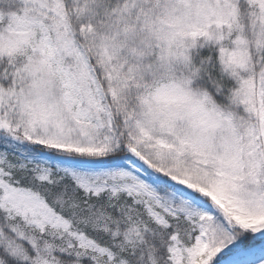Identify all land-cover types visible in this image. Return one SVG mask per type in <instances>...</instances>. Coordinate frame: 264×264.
I'll use <instances>...</instances> for the list:
<instances>
[{
	"label": "snow or ice",
	"instance_id": "snow-or-ice-1",
	"mask_svg": "<svg viewBox=\"0 0 264 264\" xmlns=\"http://www.w3.org/2000/svg\"><path fill=\"white\" fill-rule=\"evenodd\" d=\"M0 264H264V0H0Z\"/></svg>",
	"mask_w": 264,
	"mask_h": 264
}]
</instances>
